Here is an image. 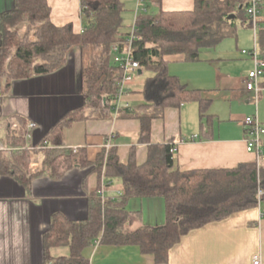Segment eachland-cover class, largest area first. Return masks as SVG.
<instances>
[{"label":"trees","instance_id":"trees-1","mask_svg":"<svg viewBox=\"0 0 264 264\" xmlns=\"http://www.w3.org/2000/svg\"><path fill=\"white\" fill-rule=\"evenodd\" d=\"M161 0L146 3L137 17L140 39L133 46V56L141 69L151 73L146 78L144 102L125 107L121 116L141 121L140 140L148 143V160L139 165L132 157L123 163L112 146L99 153L93 170L100 177L118 178L123 194L102 199L98 190L89 198L88 217L70 221L61 214L51 218L44 234L46 264H89L84 251L97 243L108 246L137 245L156 262L165 264L170 250L192 230L225 219L236 212L257 207L264 201V160L240 164L236 168L181 171L176 167L172 142L151 143L152 122L163 117L166 108L198 104L202 129H213L209 113L211 99L200 89H190L168 70L167 56L184 55L186 61H199L202 54L216 48L228 37L236 36L237 19L251 26L247 8L251 0H196L194 9L165 11ZM157 9L153 10L152 7ZM84 30L76 33L71 24L58 26L51 20L48 0H15L12 10L0 15V78L7 82L34 75L52 74L67 62L71 51L79 47L84 56L82 107L67 113L44 137L40 147L28 146V121L17 117L19 126L8 128V142L17 150L8 155L0 151V175H9L30 189L34 179L62 178L76 166L92 165L85 148L74 151L64 138L66 128L87 118L88 110L111 116L113 107L104 96L117 92L122 68L110 55L112 44L130 34L123 12L125 0H81ZM264 25V0L260 6ZM232 14L235 19H229ZM28 24L25 34L18 27ZM34 36V39L32 38ZM264 50V28L259 32ZM210 137V131L207 133ZM41 153L40 168L30 164ZM260 192H262L260 194ZM133 198H163L166 221L162 225L126 230L133 212L128 203ZM68 247V257H54L52 249Z\"/></svg>","mask_w":264,"mask_h":264},{"label":"crops","instance_id":"crops-1","mask_svg":"<svg viewBox=\"0 0 264 264\" xmlns=\"http://www.w3.org/2000/svg\"><path fill=\"white\" fill-rule=\"evenodd\" d=\"M132 1L135 15L137 0ZM151 1L145 0L146 3ZM161 1L165 11L192 10L196 2ZM48 2L53 23L58 26L71 24L76 33L84 30L81 0ZM14 6L15 0H0V15ZM151 9L157 7L153 5ZM243 25L252 28L247 23ZM27 28L28 24L24 23L18 31L23 35ZM208 52L203 53L199 61H186L182 54L166 57L172 75L178 76L188 88L200 89L204 97L212 100L209 110L214 117L212 130L202 129L199 107L195 102L168 107L163 117L152 122L151 143H174L177 146L175 163L181 171L236 168L257 160L255 153L247 149L248 133L242 120L258 113L264 123V77L256 101L255 93L246 89V77L231 74L239 60H246V69L251 71L253 59L240 52L229 58L212 56ZM84 62L82 49L76 47L68 62L55 73L13 80L9 87L0 78V121L23 117L28 122H35L31 139L27 142L39 146L63 116L82 107ZM145 72L138 73L131 83V93L122 99L131 108L144 102V85L150 76L145 77ZM125 107L117 113L111 111L108 118L88 110L86 119L65 129L66 145L85 148L92 165L76 166L60 179H34L29 190L16 178L0 175V264H46L44 234L53 215L61 214L70 221H82L88 217L89 198L93 191L99 189L100 195L104 188V198L118 199L123 194L121 181L100 177L93 170V163L108 143L117 148L123 163H128L132 154L139 165L148 160L149 145L140 140L141 121L119 115ZM209 131L210 137L207 135ZM128 209L133 214L125 225L126 230L162 225L166 221L163 198H133ZM51 254L68 257L70 250L57 247ZM256 255L262 256L264 264V201H260L257 207L192 230L170 250L165 264H253ZM84 256L89 264H159L154 255L143 253L137 245L95 244L84 251Z\"/></svg>","mask_w":264,"mask_h":264},{"label":"built area","instance_id":"built-area-1","mask_svg":"<svg viewBox=\"0 0 264 264\" xmlns=\"http://www.w3.org/2000/svg\"><path fill=\"white\" fill-rule=\"evenodd\" d=\"M262 0H251L249 7L247 8V15L250 18L251 27L254 30V49L251 51L242 50L244 55H249L254 62L253 69L249 72L248 76L244 79L246 89L253 91L256 95V101L258 100L259 93L262 90L261 80L264 77V50H261L259 45V32L264 28L260 23L261 9L260 6ZM146 9L145 0H137L135 22L131 26L130 34L124 38L115 41L110 50L111 59L114 63L118 64L122 68V76L118 81L117 92L114 95H105V101H108L113 107L115 113L119 112L121 107H129V104H124L122 99L131 93V83L141 70L140 63L134 59L133 46L136 40L140 39L137 27V17L140 12ZM2 93L0 92V96ZM242 124L246 127L247 136V149L249 152H253L256 155V162L258 165L264 160L263 151V137H264V123L260 120L258 113L246 116L242 120ZM19 121L16 118L0 121V151L11 155L17 148L12 147L8 142V128H17ZM35 122H28L27 129L29 131L27 139H31V132L35 128ZM33 147L34 145L28 144ZM36 147H40L36 146ZM111 147L110 143L106 145V149ZM74 151L78 147H73ZM177 151V146L173 143L171 152L174 154ZM43 155L39 153L35 160L30 164L32 171H37L40 168ZM262 192H260L261 194ZM100 196L104 199V188L100 191ZM99 244V243H97ZM253 264H263L262 256L256 255L253 260Z\"/></svg>","mask_w":264,"mask_h":264},{"label":"rangeland","instance_id":"rangeland-1","mask_svg":"<svg viewBox=\"0 0 264 264\" xmlns=\"http://www.w3.org/2000/svg\"><path fill=\"white\" fill-rule=\"evenodd\" d=\"M133 1L132 0H125L126 9L123 12V21L124 25L130 27L135 22V15L133 14ZM134 15V16H133ZM237 33L238 38L236 36L228 37L223 40L216 48L212 49L208 53L212 56L221 57V58H229L231 56H235L237 52L242 54V50L251 51L254 49V30L253 28H247L243 25L242 20L239 18L237 19ZM238 39V40H237ZM237 46L239 49H237ZM246 60H239L237 64H235L232 70L233 76H244L247 77L249 72L246 67L248 66L245 62ZM252 70V69H251ZM147 75H151L150 72H145V77Z\"/></svg>","mask_w":264,"mask_h":264},{"label":"water","instance_id":"water-1","mask_svg":"<svg viewBox=\"0 0 264 264\" xmlns=\"http://www.w3.org/2000/svg\"><path fill=\"white\" fill-rule=\"evenodd\" d=\"M228 18H229V19H235V18H236V15H235V14H232V15H230ZM141 72H142V70L139 71V73H141Z\"/></svg>","mask_w":264,"mask_h":264},{"label":"bare ground","instance_id":"bare-ground-1","mask_svg":"<svg viewBox=\"0 0 264 264\" xmlns=\"http://www.w3.org/2000/svg\"><path fill=\"white\" fill-rule=\"evenodd\" d=\"M142 70V69H141Z\"/></svg>","mask_w":264,"mask_h":264}]
</instances>
